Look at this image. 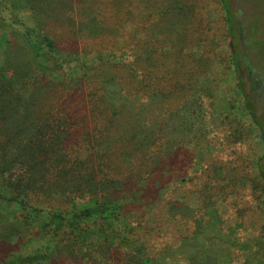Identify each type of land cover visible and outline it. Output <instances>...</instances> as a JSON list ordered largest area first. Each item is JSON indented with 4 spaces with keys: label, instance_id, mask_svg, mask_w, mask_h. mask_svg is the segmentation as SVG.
Returning a JSON list of instances; mask_svg holds the SVG:
<instances>
[{
    "label": "trees",
    "instance_id": "obj_1",
    "mask_svg": "<svg viewBox=\"0 0 264 264\" xmlns=\"http://www.w3.org/2000/svg\"><path fill=\"white\" fill-rule=\"evenodd\" d=\"M14 1L16 5L13 0H0V13H9L12 20L10 26L4 25L7 29L1 34L5 46L3 58H0V125H8L13 117V128H22L20 135L23 136L19 137L24 147L17 144L13 152L4 154L1 149L7 138L0 137V213L19 210L24 218L22 224L27 228L29 223L37 222L36 215L41 214L46 220L43 219L36 229L38 234H32L40 236L38 240L28 237L32 235L26 233L27 229L24 235L15 238L12 234L1 235L0 240L12 245L14 250L7 252L0 264H57L53 260L61 257L68 246L59 233L69 226L72 229L75 225L80 227L81 217L88 224L89 221L94 220L95 224L100 221L97 225L102 229L93 230L91 225L87 230L99 241L114 245L117 250L131 249L138 261L141 249L142 256L148 257L137 243L140 240L145 245L141 235L137 240L133 237L142 226V233L149 236L152 229L154 234L159 233L164 221H173L160 211L165 218L158 214L146 218L153 211L150 209L163 199L177 201L174 189H169L176 177L166 175L168 171L175 174L169 168L171 161L184 157L181 162L189 163L191 172L204 175L216 168L217 173H222L230 162L224 156L231 150L228 152L224 142H216L219 129L228 133L232 142L247 144L242 156L238 154L235 158L238 165L251 172L253 190L264 195V169L260 167L264 161V127L255 108L263 84L256 76L259 74L256 63L252 64L246 54L240 55L238 51L235 32H240L234 31L227 0L219 2L228 23L226 45L229 50L224 56L215 47L213 52L218 54L215 60L228 70L230 84L235 89L227 96L218 95V98L214 91L215 83L216 86L220 84V79L210 59L200 66L199 57L180 53L181 49L175 50L174 44L173 51L168 53L157 38L153 44L146 42L145 35L151 29L148 17H153L151 12L148 13V5L156 9L166 5L168 0H100L98 3H81L70 11L87 24V28L78 32L82 41L108 39L114 42L117 50L130 51L136 47L134 62H128L126 56L118 58V54H111V51L105 52L107 54L80 51V57L87 59L88 64L96 60L103 63L113 60L114 79L107 77L108 73L105 76L106 72L76 64L73 67L69 63L68 60L73 62L74 56L57 46L44 23L59 20L58 10L50 0H46L47 15L38 16L36 12L41 11L42 0ZM158 2L162 5H156ZM97 5L101 8H94ZM178 15L179 21L185 22L187 17L183 16L182 9ZM16 28L20 51L8 58L6 34ZM137 67L140 74H136ZM243 71L246 72L245 79L241 76ZM77 87L87 88L92 127H87L84 122L83 139L72 144L71 137L78 124L73 123L74 116L63 101L66 91ZM257 132L263 144L258 155L251 148ZM18 157L23 158L19 163ZM30 164L33 170L25 168ZM153 171L158 172L160 182L149 184L147 181ZM13 172L17 179L30 180L36 188L21 191L20 195L24 192L21 199L12 201L7 198L10 190L5 182L7 178L11 180ZM219 178H223V173L215 176L217 182H220ZM100 189L106 194L97 198L95 193ZM68 190L76 193L77 200L66 197ZM114 190L125 193L122 196L126 199L125 204L140 211L136 216L143 215L140 217L145 219L143 223L131 226L125 213L118 217L121 210L126 212L127 209L118 199L111 198ZM170 192L171 196L167 198ZM224 192L225 189L218 188L210 198H222ZM42 198H50L51 208ZM111 206L118 209L114 218L107 215ZM166 223L167 230L173 234L174 227ZM130 229L134 235L130 234ZM161 237L160 233L154 236L155 243ZM114 240L118 244L115 245ZM161 259L165 261L166 258ZM209 264L219 262L213 258Z\"/></svg>",
    "mask_w": 264,
    "mask_h": 264
},
{
    "label": "rangeland",
    "instance_id": "obj_2",
    "mask_svg": "<svg viewBox=\"0 0 264 264\" xmlns=\"http://www.w3.org/2000/svg\"><path fill=\"white\" fill-rule=\"evenodd\" d=\"M50 1L58 10L59 20L55 19L54 21L44 23L47 25L49 37L57 46L74 56L73 62L67 59L69 63H72L73 67H75L74 64L81 68L83 66L91 67L94 70L106 72L105 76L108 73L107 77L114 79L113 60H109V63L96 60L88 64L87 59L84 60L80 57V51L86 50L92 54L95 52L96 54L99 52L107 54L105 52L111 51V54H118V58L126 56L128 62L136 60L137 51L135 46L130 51L129 49L117 50L114 48V42L108 39L82 41V37L78 32L87 28V24H85L83 19L81 21L78 16L70 14L72 13L70 11L74 10L81 3H98L100 0ZM227 2L230 6L234 31L238 30L240 32V34L235 32L238 51L240 55L246 54L247 59L252 64L256 63L255 66L259 69V74L256 76L263 84V91L259 95L255 108L257 109L258 120L264 127V0H227ZM16 4L17 2L13 0V5ZM159 4L162 5V2L156 3V5ZM40 7L41 11L39 13L36 12V16L38 14L47 15L46 12H48L49 7L46 4V0H42ZM148 7V13L151 12L153 17H148L151 29L145 35L147 38L146 42L153 44L157 38L159 44L163 42L164 46L162 48L168 53L173 51L174 44L175 50L181 49L180 53L186 56L192 54L194 58L196 56L199 57L200 66L202 63H206L207 59H210L220 79V84L217 83L216 86L215 83L214 96L218 98L220 94H223L222 96L231 94L235 88H233L234 85L230 84L228 70L226 67L221 66L217 59L218 62L215 60L218 54L213 52V47H215L224 56L229 50L226 45L228 40V23L223 16L219 0H168L166 5L163 4L159 8L154 9L150 5ZM94 8L100 9L101 7L97 5ZM181 9L183 16L187 17L185 22H181V19L179 21L178 11ZM10 18L9 13H0V58H3V46H5L1 34L7 29L5 26L12 23ZM180 27L181 29L179 30ZM17 30V28L16 30L12 29L9 31L10 33L6 34L9 40V46L5 50L8 58L20 51ZM73 34H76V36H73ZM145 50H148V47ZM223 61L224 58L221 59V64L224 63ZM50 63L52 64V60ZM1 68L2 66L0 65V70ZM193 71L196 74V71ZM136 74H140L138 67ZM245 75L246 72L243 71L241 75L242 79H245ZM86 89V87L83 89L77 87L66 91L64 96L63 104L72 112V116H74L73 123L78 124L77 130L71 137V143H77L83 139L84 122L87 124V127H92L91 117L88 113L90 101L88 91H85ZM209 99H212V97ZM13 121L15 120L11 117V122H8V125H0V137L7 138L5 146L0 149L3 150L4 154L8 153V155L15 150L14 147L17 144L24 147L19 137L23 136L20 135L23 134L22 128H13ZM217 133L219 134L215 136L216 142H224L223 144L228 149V152L231 150L228 156H224L230 162H228L222 172L223 178H219L220 182L215 180L216 175L222 174L221 172L217 173L216 168L208 173L206 172L204 175H202V172H191L189 163L184 165L185 163L181 162L185 160L184 157H176L175 160L171 161L169 168L175 174L168 171L170 173L167 172L166 175L168 176L169 174L168 177L170 178L176 177V180L172 182L173 186L171 184L169 189H174L177 201L175 199L171 201L166 198L163 199L157 206L150 209V211H153L146 218L148 219L149 216L157 214L158 217H161L160 211L166 214L168 220L173 221L166 220L163 222L162 225L164 227L159 232L163 237L156 243L154 236H158L159 233L154 234L155 231L152 229L150 231L152 235L145 236L142 233L144 231L143 226L137 235L133 237L137 240L139 235H141L145 245L140 243V240L137 243L145 249L148 257L142 256L143 249H141V257L140 261H138L131 249L130 251L117 250L114 249V245H110L103 240L99 241L94 233H89L87 230L88 227L89 230L91 229V225L93 230L99 227L102 229L101 226L97 225L100 221L95 224L93 220L89 221L90 223L88 224L86 219L84 221V218L81 217L82 225L80 227L75 225L74 229H72L69 226L64 232L59 233L66 240L64 243L68 246L63 251V254H60L61 257L59 256V258H55L53 261H56L57 264H209L214 258L219 264H264V195L260 191L253 190L254 183L250 178L251 172L241 167L240 164L238 165L235 158L238 154L242 156L247 144H236L238 141L234 140L232 142L230 137H228V133H224L222 129H219ZM258 135L259 132L254 135L251 143V148L255 149L257 155L263 150V144ZM255 151L254 153H256ZM21 158H17L18 163ZM29 162L34 165V161L31 159ZM4 164H7V161L4 160ZM31 164L30 166H25V168L33 170L30 168ZM180 166L182 169L177 170ZM260 167L264 169V161H262ZM29 174L31 180H33V172L31 171ZM157 174L158 172L153 171L147 183L160 182ZM5 183L10 190L7 198L12 201L21 199L24 193L22 192L20 195L21 191L29 192L36 188L35 184L31 183L30 180L22 177L17 179L14 172L11 180L7 178ZM204 183L209 185L205 186ZM216 187L225 189L224 197L210 198L214 191L218 190ZM70 191H67L66 197L77 200L75 192L71 191L70 195H68ZM104 194L106 193L102 189L95 193L97 198H102ZM123 195L125 193L114 190L111 197L114 200L118 199L119 203L124 204L125 209H127L126 212L121 210L118 217H121L120 215L125 213L129 222H131L129 223L131 226L143 223L145 219L140 218L143 215L136 216L140 211L136 210L135 207L132 208L128 204H125L126 199L122 197ZM170 196L171 192L167 195V198ZM93 197L95 196L93 195ZM200 198L202 199L201 202ZM42 201L49 203L50 208L53 205L50 198H42ZM216 201L217 203L214 204ZM204 203L207 206H211L206 207L203 205ZM217 206H220V208H216ZM117 212V206H111L108 214H105H110L114 218ZM136 217H139V219L134 220ZM162 218L165 217L162 216ZM23 219L19 210L16 212H9L7 210L1 212L0 236L12 234L15 238L17 235H24L26 229V233L30 235L34 232L38 234V227L41 226L40 224L43 219L46 220L43 215H36L37 222L29 223L27 228L22 224ZM166 222L170 223L169 227H174L173 234H170L167 230L168 225ZM112 225L114 226V224ZM106 232L110 234L111 231L107 230ZM130 234H133L132 229H130ZM28 237H36L37 240L41 238L35 235ZM114 241L115 245L118 244L117 240ZM0 242V259H2L7 255V252L14 249L7 242L2 240ZM161 257L166 258L165 261Z\"/></svg>",
    "mask_w": 264,
    "mask_h": 264
}]
</instances>
